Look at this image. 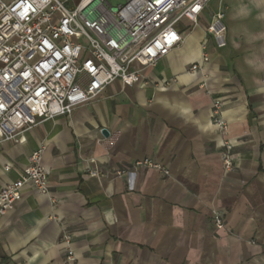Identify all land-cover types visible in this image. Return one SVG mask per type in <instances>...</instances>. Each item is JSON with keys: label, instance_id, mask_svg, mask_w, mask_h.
<instances>
[{"label": "crops", "instance_id": "1", "mask_svg": "<svg viewBox=\"0 0 264 264\" xmlns=\"http://www.w3.org/2000/svg\"><path fill=\"white\" fill-rule=\"evenodd\" d=\"M248 3L217 0L211 11L225 14V47L207 34L205 9L198 25L182 26L184 42L144 70L147 85L116 80L72 114L36 125L24 141L0 142V188L40 148L49 170L48 193L26 186L1 218L0 264H68L69 248L75 264H264V92L257 91L264 72L244 63L264 40L249 47L242 36L245 28L264 32V22L255 10L230 19ZM204 41L210 61L192 72ZM167 79L175 81L164 85ZM215 98L224 102L226 138L213 123ZM226 139L235 156L229 172ZM145 159L169 174L135 167ZM215 210L223 229L215 227Z\"/></svg>", "mask_w": 264, "mask_h": 264}, {"label": "built area", "instance_id": "2", "mask_svg": "<svg viewBox=\"0 0 264 264\" xmlns=\"http://www.w3.org/2000/svg\"><path fill=\"white\" fill-rule=\"evenodd\" d=\"M210 1L123 0L114 6L111 0H0V142L24 141V134L36 125L72 114L116 80L147 85L144 70L184 42L189 31L180 25H198ZM206 31L218 48L227 45L224 12L212 15ZM202 50L192 72H204L210 61L206 41ZM174 81L167 79L164 85ZM223 106L220 98L213 100L212 119L226 138L229 124L222 117ZM224 148L223 168L229 172L235 166L229 139ZM42 153L41 148L35 150L19 177L0 188V220L26 186L48 193L49 170ZM138 166L169 174L152 159L138 161ZM212 219L217 229L225 227L221 211H213ZM62 239L69 244L71 236ZM67 262L75 264L71 248Z\"/></svg>", "mask_w": 264, "mask_h": 264}, {"label": "clouds", "instance_id": "3", "mask_svg": "<svg viewBox=\"0 0 264 264\" xmlns=\"http://www.w3.org/2000/svg\"><path fill=\"white\" fill-rule=\"evenodd\" d=\"M255 10V18L258 21L264 22V0H249L248 4H242L237 6L231 13L230 19H247L253 15ZM243 43L249 47L255 46L259 41L264 40V32H251L248 29H244L242 32ZM235 47L240 48L241 44H235ZM244 63L247 67L254 72H264V49L258 54L245 57ZM259 83V81H257ZM258 92H264V87H258Z\"/></svg>", "mask_w": 264, "mask_h": 264}, {"label": "rangeland", "instance_id": "4", "mask_svg": "<svg viewBox=\"0 0 264 264\" xmlns=\"http://www.w3.org/2000/svg\"><path fill=\"white\" fill-rule=\"evenodd\" d=\"M123 0H111V3L114 5V6H117L118 4L122 3ZM216 3H217V0H211L208 5H207V8H206V12H205V16L207 18L211 17V11L215 8L216 6ZM182 25L183 23L180 25L179 28H182Z\"/></svg>", "mask_w": 264, "mask_h": 264}, {"label": "water", "instance_id": "5", "mask_svg": "<svg viewBox=\"0 0 264 264\" xmlns=\"http://www.w3.org/2000/svg\"><path fill=\"white\" fill-rule=\"evenodd\" d=\"M107 133H108L107 130L104 129V130H103V134H107Z\"/></svg>", "mask_w": 264, "mask_h": 264}]
</instances>
